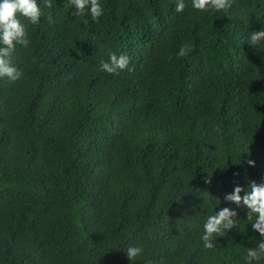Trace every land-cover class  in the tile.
Wrapping results in <instances>:
<instances>
[{"label":"trees","instance_id":"1","mask_svg":"<svg viewBox=\"0 0 264 264\" xmlns=\"http://www.w3.org/2000/svg\"><path fill=\"white\" fill-rule=\"evenodd\" d=\"M175 2L102 0L92 21L50 0L37 24L21 17L22 75L0 78V264H243L246 210L247 236L206 249L215 209L200 205L235 207L234 184L264 183V49L247 40L264 0ZM109 53L128 67L103 71ZM129 246L143 249L133 261Z\"/></svg>","mask_w":264,"mask_h":264},{"label":"clouds","instance_id":"2","mask_svg":"<svg viewBox=\"0 0 264 264\" xmlns=\"http://www.w3.org/2000/svg\"><path fill=\"white\" fill-rule=\"evenodd\" d=\"M73 11L72 15L79 18L89 17L97 21L103 14L102 0H69ZM233 0H191V8L197 12L221 11L232 7ZM42 7H51L50 0H0V78L7 77L11 81L19 79L22 75L14 65L11 64L10 54L15 50L16 45L27 47L29 45L27 24L21 21V17L27 20L28 24L35 25L42 16ZM185 8L184 0H176L174 10L182 12ZM49 19H51L49 17ZM84 19V23H87ZM248 42L258 50L264 49V28L253 30L248 36ZM180 54H184L181 48ZM129 65L126 55L109 53L107 61H101L100 67L110 74H118ZM131 71V68H129ZM249 166H254L251 159L247 161ZM223 171L226 167H220ZM210 182V176L205 178V183ZM243 193V194H242ZM201 207L209 211L215 209L214 214L208 215L203 222V231L200 239L206 249L214 247L213 240L221 237L225 232L238 229L242 237L247 236V230L241 229L239 209L246 210V219L251 231L257 237L255 244L248 247L242 256L243 264H260L264 261V183H257L249 180L247 186L234 184L231 192L225 193L223 201L231 202L235 207L223 206L219 202L210 201L203 196ZM127 257L139 256L143 249L140 246H129L125 248Z\"/></svg>","mask_w":264,"mask_h":264}]
</instances>
